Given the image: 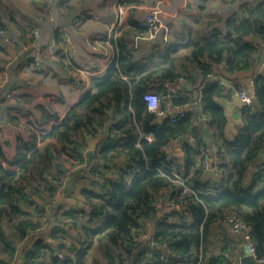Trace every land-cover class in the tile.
<instances>
[{"label": "trees", "instance_id": "obj_1", "mask_svg": "<svg viewBox=\"0 0 264 264\" xmlns=\"http://www.w3.org/2000/svg\"><path fill=\"white\" fill-rule=\"evenodd\" d=\"M245 11V17L233 18L227 31L213 38L158 45L144 58L137 57L125 36L117 38L116 59L41 136L42 146L24 154L18 170L0 166V264L18 257L23 264H82L95 244L94 264H141L148 250L134 232L142 234L149 221L155 223L152 242L170 249L166 262L160 249L154 250L152 264H226V248L211 251L212 227L232 211L249 225L257 252L264 255V160L259 159L264 149V70L254 78L252 111L247 114L251 108L242 107L245 123L232 140L225 137L228 118L220 101L225 84L208 81L221 63L230 73L264 66V0ZM179 77L193 83L200 78L201 110L176 116L150 112L147 91L159 92L161 108L171 106L173 112L195 101L181 85L178 95L166 97L163 84ZM84 132L93 139L105 133L91 159L84 153ZM206 136L213 138L210 145ZM168 144L181 147V160L166 150ZM215 149L223 156L219 174L206 178L204 165L210 157L204 151L214 156ZM68 158L72 166L94 165L91 175L100 176L90 175L92 185L81 188L91 210L53 208L57 196L68 192L63 183L72 171L64 164ZM175 172L187 179L185 185ZM164 198L174 208L159 215V203L166 209ZM51 220L50 234L39 233ZM99 256L104 261L99 263Z\"/></svg>", "mask_w": 264, "mask_h": 264}, {"label": "crops", "instance_id": "obj_2", "mask_svg": "<svg viewBox=\"0 0 264 264\" xmlns=\"http://www.w3.org/2000/svg\"><path fill=\"white\" fill-rule=\"evenodd\" d=\"M260 1L262 0H241L242 9H238L231 4V0H122L120 7L116 5V0H1L0 46L7 51L0 52V112L5 115V121L0 123V166L18 170L27 158H23L24 154L29 155L42 146L41 136L65 117L68 110L93 87L96 78L103 76L116 59L119 36H125L137 57L144 58L149 53L156 52L158 45L165 46L175 42L185 44L213 38L227 31L233 18L245 17V8L255 7ZM155 5H160L165 12L162 38H154L136 25L138 19ZM119 8L124 10V18L117 29L113 30ZM75 14L85 17L69 28L70 40L67 41L58 28L69 24ZM23 28L26 29L25 32ZM36 30L41 34L39 37L35 36ZM114 34L117 35L116 38L113 37ZM48 45L54 46L53 52L45 50ZM37 60L41 63L38 70L34 67ZM263 70L262 63L234 73L228 72L224 63L215 66L214 76H223L232 82L231 86L224 83L226 89L220 99L228 118L225 130L227 139L235 138L243 127L245 118L242 106L225 93H229L238 82L245 83L249 92H252L254 78ZM186 81L197 87L191 91L195 101L180 108L200 111V78L198 83ZM8 92H11L12 97L7 98ZM83 134L88 139V145L84 149L88 156L95 152L105 133H100L96 139L86 132ZM148 138H152L151 134H148ZM207 138L212 143V136H206V140ZM58 145L61 147L59 143ZM173 145V155L181 160V147ZM259 159L264 160V149ZM70 162L74 161L69 159V165H66L72 169L69 176L71 179L68 178L65 184L68 192L57 196L53 208L88 211L89 206L81 194V188L84 186L83 181L85 184L90 182L94 165L72 166ZM57 164L61 166L60 163ZM61 169L64 170L65 166H61ZM79 171L81 175H75ZM107 174L116 178L113 171ZM205 176L212 177L207 172ZM162 201L165 202L166 209L164 203H159V215L171 212L174 208V204L168 199L164 198ZM53 224V220L48 221L38 232L49 235ZM154 231L155 223L149 221L145 224L144 232L138 235L144 241L142 247L148 250L141 264H152L154 250L160 249L161 254L170 251L164 245L152 242ZM212 240V253L226 248L225 255L230 259L229 264H240V259L248 254L242 237L233 235L223 223L213 225ZM70 243V240L66 241V244ZM96 252L97 244L81 263L94 264ZM101 259L104 261L99 256V263ZM104 263L107 264L105 261ZM7 264H23V259L18 257Z\"/></svg>", "mask_w": 264, "mask_h": 264}, {"label": "built area", "instance_id": "obj_3", "mask_svg": "<svg viewBox=\"0 0 264 264\" xmlns=\"http://www.w3.org/2000/svg\"><path fill=\"white\" fill-rule=\"evenodd\" d=\"M121 1L122 0H116V5H118L120 7L121 5ZM233 5L237 6L238 9H242V4H241V0H231ZM232 5V6H233ZM163 14H165L163 8L160 5H155L152 6L151 8H149L139 19H138V25L145 29L146 31H148L151 36L158 37V38H162L164 35V30H165V23H164V16ZM85 17V15H80V14H75L73 16V18L70 20L69 24L67 25H62L60 26L58 29L59 31L62 33L64 39H66L67 41L70 40V33H69V28L73 25V24H77L79 23L83 18ZM124 18V10L122 8H119V10L116 12V24L115 26L112 27L113 30L117 29L118 24H120L122 22ZM41 34L39 32V30L35 31V36L39 37ZM113 37H117L116 34H114ZM54 46L53 45H48L46 46L45 50L47 52H53ZM35 69H40L41 68V63L39 60H37L34 64ZM214 76V74H210L209 77ZM186 81L183 77H179L177 80L172 81V82H165L163 84L164 86V90L166 93V97L167 98H172L176 95L179 94L180 91V85L182 82ZM234 88L237 92V94L239 95L243 105L246 108H251V110H249V112L247 114H250L252 111V106H253V100H254V90L252 92H249L248 87L246 86L245 83L243 82H238L234 85ZM12 97L11 92L7 93V98ZM144 100L147 103V108L150 112L155 113L158 116H164L166 114H174L175 116L177 114L179 115H184L186 113V107L184 108H176L175 112H173L174 109H172L171 106L166 107V108H161V96H158L157 93H154L152 91H147L144 94ZM175 117H173L174 120ZM5 121V115L2 114L0 112V123H3ZM191 141H194L193 137H190ZM88 149V148H87ZM166 150L170 153V154H174L175 152V147L173 144H168L166 146ZM215 154L214 156H212L211 151H204L205 156L212 158V161H214V163H212V161H205V169L207 170L208 174H211L212 176H218L219 174V164L221 163V160L223 158L221 153H218V150L215 149ZM209 158V159H210ZM84 165H87V163ZM95 170V169H94ZM92 177H94V179H100V176L98 173L94 172L91 175ZM91 177L90 179V183L91 180H93V178ZM175 177L176 180L179 181L182 185H185V181L187 180L186 178H183L181 175H178L177 173H175ZM92 185V183H91ZM185 191H188V188H185ZM91 210V208H89ZM221 223H223L224 225L228 226L230 232L233 235H238L241 236L242 239L245 242V247H246V251L249 255H252L254 257V259L259 262L264 264V255H259L257 252V248L256 245L251 237L250 234V228L249 225L243 220V218L237 213V212H227L225 213L224 217L221 220ZM140 233H136L134 232V239L137 240L138 239V235ZM143 237H145V235H143ZM165 248L167 250H169L168 246L165 244L164 245ZM162 259H164V262H166V254L163 253L162 254ZM166 264V263H164ZM229 264V263H228ZM230 264H239L238 262H232Z\"/></svg>", "mask_w": 264, "mask_h": 264}, {"label": "water", "instance_id": "obj_4", "mask_svg": "<svg viewBox=\"0 0 264 264\" xmlns=\"http://www.w3.org/2000/svg\"><path fill=\"white\" fill-rule=\"evenodd\" d=\"M208 81H214V82H223V83H227L228 85H232V82L231 81H227L223 76H212V77H209L208 78ZM181 86H184L185 89L187 90H196L197 87L196 86H192L191 83H188L187 81H184L181 83ZM229 95L237 102L239 103L241 106L243 105L239 95L237 94L236 90L234 87H232L229 91ZM207 143L210 144V138H207ZM94 147V145H92V148ZM93 156V154L89 155V158L91 159ZM71 178L69 177V180ZM240 264H262V263H259L257 262L254 257L252 255H245L243 256L241 259H240Z\"/></svg>", "mask_w": 264, "mask_h": 264}, {"label": "rangeland", "instance_id": "obj_5", "mask_svg": "<svg viewBox=\"0 0 264 264\" xmlns=\"http://www.w3.org/2000/svg\"><path fill=\"white\" fill-rule=\"evenodd\" d=\"M18 2H20V0H18ZM152 92L157 93L158 96H161L159 92H156V91H152ZM60 164H62V163H60ZM64 164H65V163H64ZM64 164H62L63 167H64ZM66 165H69V164H67V162H66ZM70 174H72V171H69L68 173L65 174L66 176H65V178H64V180H63V183H65V184L67 183V180H68ZM83 183H84V185H86L84 181H83ZM87 185H88V184H87Z\"/></svg>", "mask_w": 264, "mask_h": 264}]
</instances>
